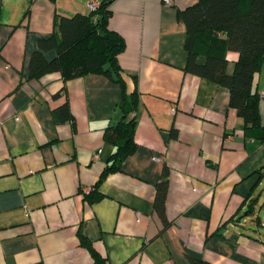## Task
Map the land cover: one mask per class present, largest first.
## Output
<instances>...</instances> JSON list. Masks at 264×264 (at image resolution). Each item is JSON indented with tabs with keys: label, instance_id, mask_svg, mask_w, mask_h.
<instances>
[{
	"label": "crops",
	"instance_id": "1",
	"mask_svg": "<svg viewBox=\"0 0 264 264\" xmlns=\"http://www.w3.org/2000/svg\"><path fill=\"white\" fill-rule=\"evenodd\" d=\"M90 1L0 0V264H94L80 235L107 264H264V238L248 223L264 141L245 133L227 87L185 70L179 14L200 0L110 4L126 92L138 98L137 147L98 185L115 151L104 133L122 118L121 85L101 73L29 77L38 40L61 16L89 14ZM227 55L232 75L239 55ZM255 89L264 126V69ZM65 104L71 118L59 121ZM165 167L167 225L155 204ZM94 192L103 196L91 202Z\"/></svg>",
	"mask_w": 264,
	"mask_h": 264
},
{
	"label": "trees",
	"instance_id": "2",
	"mask_svg": "<svg viewBox=\"0 0 264 264\" xmlns=\"http://www.w3.org/2000/svg\"><path fill=\"white\" fill-rule=\"evenodd\" d=\"M100 5L89 14L61 16L54 25V32L38 41V49L30 60L29 77H40L58 72L64 81L88 75L105 74L121 85L125 99L120 104L123 115L114 126L105 130V138L113 146L114 153L98 181V185L109 172L120 170L124 161L137 145L135 129L137 122L132 116L137 109L136 92L127 94V85L122 77L118 61L125 47L124 37L110 29L109 9L113 0H99ZM179 20L186 25L185 48L187 64L185 70L194 75L213 80L230 91V106L244 121L245 133L264 141V126L259 114L261 94L255 89V76L264 69V0H200L182 10ZM55 50L51 60L46 53ZM239 55L232 75L228 74V52ZM204 57L200 63L198 58ZM129 96V97H128ZM57 120L71 118L68 105L58 109ZM177 132L173 135L176 137ZM169 169L165 167L157 185L156 210L167 225L165 201L168 194ZM100 192L87 195L94 202L102 198ZM258 198H252L248 213L253 215ZM260 223L259 218L256 220ZM80 244L86 247L94 264H107V258L95 250L92 242L80 235ZM193 264H212L192 259Z\"/></svg>",
	"mask_w": 264,
	"mask_h": 264
},
{
	"label": "rangeland",
	"instance_id": "3",
	"mask_svg": "<svg viewBox=\"0 0 264 264\" xmlns=\"http://www.w3.org/2000/svg\"><path fill=\"white\" fill-rule=\"evenodd\" d=\"M261 192V191H260ZM258 199H260L257 203L256 212L253 214V217L249 216L248 223L249 225L256 229L260 235L264 238V187L262 189L261 194L256 195ZM259 218L260 223L258 224L256 220ZM255 222V223H254Z\"/></svg>",
	"mask_w": 264,
	"mask_h": 264
},
{
	"label": "built area",
	"instance_id": "4",
	"mask_svg": "<svg viewBox=\"0 0 264 264\" xmlns=\"http://www.w3.org/2000/svg\"><path fill=\"white\" fill-rule=\"evenodd\" d=\"M171 4H173V0H166V5L169 6ZM99 5H100L99 0H91L89 3V8H90V10L95 11L96 8L99 7Z\"/></svg>",
	"mask_w": 264,
	"mask_h": 264
}]
</instances>
